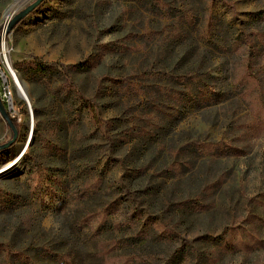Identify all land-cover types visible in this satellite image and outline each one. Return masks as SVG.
<instances>
[{"label":"rangeland","instance_id":"obj_1","mask_svg":"<svg viewBox=\"0 0 264 264\" xmlns=\"http://www.w3.org/2000/svg\"><path fill=\"white\" fill-rule=\"evenodd\" d=\"M32 1L0 264H264V0Z\"/></svg>","mask_w":264,"mask_h":264},{"label":"water","instance_id":"obj_2","mask_svg":"<svg viewBox=\"0 0 264 264\" xmlns=\"http://www.w3.org/2000/svg\"><path fill=\"white\" fill-rule=\"evenodd\" d=\"M41 1L42 0H33L32 2L26 4L24 7L13 10L10 16L5 21L3 34L8 33L26 15H28L33 9H35L36 6H38V4L41 3ZM27 104L29 105L28 102ZM0 115L2 119L5 121L7 127L11 131V137L7 141L0 143V151H1L8 147H11L15 143L19 131L15 127L9 112L4 107L1 98H0ZM20 149L21 150L18 151L17 156H20L23 153V151L25 150V145H23V147H21Z\"/></svg>","mask_w":264,"mask_h":264},{"label":"bare ground","instance_id":"obj_3","mask_svg":"<svg viewBox=\"0 0 264 264\" xmlns=\"http://www.w3.org/2000/svg\"><path fill=\"white\" fill-rule=\"evenodd\" d=\"M10 10H12L11 9V7L8 9V11L6 12V14H5V17L6 18H8L10 15L8 14V12L10 11ZM12 13V12H11ZM10 13V14H11ZM9 15V16H8ZM3 50H4V52H6V49L3 47V45H2V59H3V62H4V64H5V67H6V70L8 71V75L13 79V81H14V85H15V87H16V90H17V93H18V95L23 99V100H25L26 102H29V100H28V97H27V95H26V93H25V90L23 89V87H22V85L19 83V81H18V79H17V77H16V75H15V73H14V71H13V68H11V66H10V64H9V62H8V60H7V57H6V54H3ZM30 106V105H29ZM32 118H31V124H32ZM21 150V149H20ZM19 156H17L16 157V160H17V158H18ZM15 160H13V162H14ZM12 162V163H13ZM11 162L9 163V165L10 164H12ZM20 160H17L14 164H12V165H7L6 166V168L4 169V171H3V173H7V172H16L18 169H19V167H20Z\"/></svg>","mask_w":264,"mask_h":264},{"label":"built area","instance_id":"obj_4","mask_svg":"<svg viewBox=\"0 0 264 264\" xmlns=\"http://www.w3.org/2000/svg\"><path fill=\"white\" fill-rule=\"evenodd\" d=\"M0 79H1V83H0V98L1 100H6L8 103H10L9 105H11V91H10V86L9 83L4 75V72L1 68V60H0ZM9 110V109H8ZM10 114V112H9ZM11 117H14L10 114Z\"/></svg>","mask_w":264,"mask_h":264},{"label":"trees","instance_id":"obj_5","mask_svg":"<svg viewBox=\"0 0 264 264\" xmlns=\"http://www.w3.org/2000/svg\"><path fill=\"white\" fill-rule=\"evenodd\" d=\"M0 83H1V79H0ZM92 116H94V114H92ZM15 127L17 128V130L19 131L20 129V123L17 121V118L16 117H11Z\"/></svg>","mask_w":264,"mask_h":264}]
</instances>
